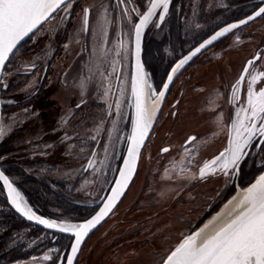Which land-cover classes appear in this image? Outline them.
Segmentation results:
<instances>
[{
  "label": "flooded vegetation",
  "instance_id": "af4514ba",
  "mask_svg": "<svg viewBox=\"0 0 264 264\" xmlns=\"http://www.w3.org/2000/svg\"><path fill=\"white\" fill-rule=\"evenodd\" d=\"M69 1L61 4L49 16V19L45 21L46 24L39 32L29 38L27 37V40L13 51L3 67L4 71L10 66H18L13 80L10 81L3 92L5 97H10L11 99L5 106L15 108V110L27 107V114L25 115V123L19 125L23 127L21 129L25 133L19 130H17V133L14 132V139L16 140L14 146L17 147L14 150L15 155H13L15 161L0 162V168L18 193L21 194L23 205L31 212L47 218L56 217V214H49V207L54 206L59 209L61 220L81 221L91 216L100 207L102 201L109 194L123 164L130 144L134 122V102H130L129 93L125 99L124 123L128 130V135L124 149L115 163L116 170L109 185L104 186L95 198H88L84 194L83 187L89 180L88 176H91L92 173L85 174L80 172L69 176L64 171L60 175L57 174L58 177L54 173L56 174L60 168L65 169L68 164L66 148L69 143L70 146L75 143L77 147L82 148V134H71L68 137V132L81 131L84 127L85 118H95L102 111V103L108 98L109 93L111 100L107 106V112H109V109L112 110V107L115 106V99L121 91L125 73H128L129 81H132L133 67L131 52L129 53V62L125 63L120 56L114 58L113 55H107L102 66L98 63L93 68H87L82 62L80 68L81 78L85 75V82L91 80L92 84L97 85L95 93L87 99L88 101L85 104L81 101V93L73 96L71 105L75 106L71 110H68L67 104H59L52 100L53 86L65 85L63 74L68 55L66 53L62 54V51L64 52L63 45L66 42L64 40H67L68 37L69 23L58 36L54 52L49 53L50 55L45 58L46 53L42 50L41 53L44 54H41V56L43 55L44 61H41L42 58L36 59L35 54L38 53L37 50L43 48V44L48 41L51 33L52 38L56 35L57 30L53 32V27H50L49 24ZM71 1L74 2L76 7V4L78 6L84 0ZM109 1L115 10L116 16H118L120 24L123 25L122 21H127L128 33L126 32V36L128 34L133 38L136 22L152 0ZM220 1L223 4L221 3L215 12L211 13L209 10L212 8L208 7L207 0H171L168 6L161 5L148 22L143 35L141 56L149 95L151 98L160 97L161 104L141 148L133 178L117 204L96 227L103 225L105 221L113 219L120 214L121 205L136 190L135 187L138 185L139 170L144 154L151 148L157 129L167 120L176 121L181 118L183 106L197 109L198 113L204 116L205 130L198 132L196 129L192 130L191 128L181 140H177L174 143L172 138L169 137L171 129L167 128L166 141L159 146L155 154L151 153V158H149L152 170L157 172L153 173L152 171L147 175L143 189L148 188V185L154 188L164 185L169 188L168 193L172 201H170V207L180 204L185 199L197 206L199 219L206 216L207 180L210 177H207V169L204 170L205 172L202 175L201 168L207 165V159L214 155L217 148H221L222 142H227L228 146H231L233 131L235 130L233 116L239 126L242 123L241 108L244 103L246 102L248 106L250 95L252 96L254 92L258 93L260 88L264 89V76L260 75L262 74L260 72L264 70V47L259 49V37L264 36V29H260L259 26H253L257 21L264 20V12H261V9H264V0ZM162 10H164V19H166L167 25L163 34L157 36L153 29V23L158 19ZM82 11L83 26L85 32H87L90 27L92 8L90 5L83 3ZM115 14L112 16L111 21H115ZM211 16L218 18L214 24L210 23ZM237 21H243V23L235 24V27H232L233 29L217 37L198 52L190 55L187 62L181 64V59L191 53L201 42L215 34L223 26H232ZM221 25L223 26L220 27ZM123 31L121 28L118 30L116 49L119 54L125 50ZM189 36H192V38H189ZM107 47H104L105 50ZM113 47L112 45L108 48L110 52L114 51ZM102 48L103 45L101 44V54L104 49ZM252 48L253 50H251ZM235 50L241 51L243 56L234 67L227 60L230 71L224 68L222 62H220L222 65L218 64L219 62L215 64L219 69H216V67L211 69V64L216 59H227ZM25 57H28L29 61L22 63L21 59ZM211 72L214 73L213 76ZM170 77L171 79H169ZM217 101L220 103H217ZM211 105H218L215 114H221L220 118H222L221 121L223 122L221 126L211 124ZM235 111L237 115H233ZM239 112L241 115H239ZM257 119L256 117L255 121ZM207 123L211 125L208 126V129ZM19 133H23L25 136L27 133L28 136L25 139V136L19 135ZM242 141L240 143H243ZM44 143L47 153L45 156L39 157L35 148L37 145ZM92 143L94 146L93 150L96 151L100 140ZM2 149L1 144V156L5 154ZM27 149H30L28 155L25 154ZM165 149L167 151H164ZM94 151L83 165V168L87 171L92 167ZM185 153L187 156L182 157ZM21 166L28 167V169L24 170L25 173L21 171ZM44 166L45 169L43 168ZM167 166L181 167L183 175L179 172L164 174V168ZM29 167L32 168V172H29ZM37 169L46 171V173H38L36 172ZM233 169L232 184L237 188L246 186L264 170V129H262V126L252 132L243 143ZM216 173L221 174L222 172ZM17 174H19V178L16 177ZM45 174L48 177H45ZM217 174L214 175L216 176ZM180 177L184 178L179 179L180 182H176ZM0 185V204L5 206L0 208V222L3 223L4 215L6 218L10 216L15 218L14 214L9 212V208L14 211L15 209L8 202L5 187L1 180ZM152 191L154 192V190ZM170 191L174 192L173 195L170 194ZM46 193L51 194V197L47 198L45 196ZM28 205L32 208L30 209ZM15 213L18 214L16 211ZM23 219L26 220L24 223L31 225L42 233L44 237L42 241L48 240V242L61 246L63 252L61 264H66L74 236L43 227L25 218ZM119 220L125 222L126 219L120 217ZM33 234L38 235V233ZM88 236L83 240L73 264H78L82 248ZM36 239L37 241H34L32 249L30 248L28 252H25L21 241L13 242L12 245L7 246L8 242L4 243L2 239L0 241V263L2 262L3 264L5 261L15 259H25L32 255L31 253L36 255L38 253L37 249H40L37 246L40 243V239Z\"/></svg>",
  "mask_w": 264,
  "mask_h": 264
},
{
  "label": "rangeland",
  "instance_id": "374dc122",
  "mask_svg": "<svg viewBox=\"0 0 264 264\" xmlns=\"http://www.w3.org/2000/svg\"><path fill=\"white\" fill-rule=\"evenodd\" d=\"M170 1L171 0H169V3ZM83 3L90 5L92 8L90 27L87 32H85L83 26ZM221 3L222 2L220 0H207V5H209L208 7L212 8L209 10V12H215L216 8H218ZM82 4L78 6L76 4L75 7L74 2L70 0L68 4L58 12L56 18H54V20L49 24L50 27H53V32H56L57 30L56 35H54V38H52L51 33L48 41L43 44V48L37 50L38 53L35 54L36 59L42 58L41 61H44V57L47 58V56L54 52L58 36H60L62 29L65 28V26L69 23V31L67 33L68 37L67 40H64L66 42L63 45L64 52L62 51V54L66 53L68 55H66L67 60L63 74L65 85H54L52 89V100L59 104H67L68 110L74 109L75 105H71V98L73 96H77L81 93V101L85 104L88 101L87 99L96 91V84H92L90 82L91 80L89 82H85L86 80L84 78V74H82L84 76L81 78L80 68L82 62L87 68H93L94 65L98 63H100L102 66L106 60V56L113 55L114 58H118L120 56L121 60H123L125 63L127 61L129 62V53H132V37L128 34L126 36L128 29L127 21L124 20L122 21L123 25L120 24L118 21V16H116L115 10L113 9L110 1L84 0ZM168 4H165V7L168 6ZM163 11L164 10H162V12ZM162 12L158 16V19H156L153 23V29L157 36H161L163 34L167 25L166 19H164L165 13ZM114 14L115 21H111ZM48 19L49 17L46 20ZM216 19L218 18L211 16L210 23L214 24ZM45 21L42 22L27 37L29 38L39 32L46 24ZM222 26L223 25L220 27ZM253 26H259L260 29H264V20L257 21ZM120 28L124 30L123 38L125 41V50L121 54H119L118 50L116 49V44L118 43V30ZM27 37L19 45L23 44L24 41L27 40ZM189 38H192V36H189ZM259 38V49H262L264 47V36H260ZM101 44L103 45V48L105 46L111 47L113 45L114 51L110 52L108 49L110 47H107L106 50L105 48H102L103 51L101 54ZM42 50H44V53H46L44 57L43 55L41 56V54H44L41 53ZM251 50H253V48ZM242 56L243 53L241 51L235 50L232 55L228 56L227 59H216V61L211 64V69H213V67L219 69L217 65H215L216 62H219L218 64L222 65L223 63L224 68L230 71L227 60H229V62H231V66L234 67L240 62ZM27 58L28 57L22 58V63L28 62L29 60ZM58 61L60 60L58 59ZM13 66H10V68L2 71L0 82L2 101L0 145L2 144V150L5 152L3 156L0 155V162H6L7 160L15 161L13 155H15L14 150L17 147L14 146V142L16 141L14 139V132L17 133V130H19L25 133L21 129L23 127L19 125L25 123L27 107H22L16 110L15 108L7 107L5 105H7L11 99L10 97H5V95H3L5 88L8 86L10 81L13 80L14 74L17 73L18 66ZM260 73H262L260 75L264 76V70ZM211 75L213 76L214 73L211 72ZM212 81H214V79H212ZM261 91H264V89L260 88L258 93L254 92V94L251 96L252 100H257ZM128 93L130 102L133 103L134 99L132 94V81H129L128 73H125L124 80L121 85V91L115 99V106L112 107L113 109H109V112H107V106L111 100L109 93L108 98L104 103H102V111L99 112L95 118H85L84 127L81 131L74 130L73 132H68V137L71 134L76 135L81 133L83 136V145L82 148H80L77 147L75 143L73 146H70L69 143L68 147L66 148L68 164L65 166V169H58L57 173H54V175H60L64 171L69 176H71V174L74 175L80 172H84L85 174L92 173L91 176H88L89 180L83 187L84 194L88 196V198H95L97 194L102 191L104 186L109 185L114 176L116 170L115 163L118 161L120 154L124 149L125 140L128 135V130L124 125L125 99L127 98ZM217 103L220 102L217 101ZM217 109L218 105H211V124L221 126L223 124L221 121L222 118H220L221 114H215V110ZM241 109L242 123H240L239 126L238 123H236L235 117L233 116L235 121V130L233 131L231 146L229 147L227 142H222L220 145L221 148H217L214 155L207 159V167L203 166V168H201L204 170L207 169V177H210V179L207 180L206 216H204L202 219H199V212L196 208L197 206H194L195 204H191V202L185 199L180 204H175L174 206L170 207L169 204H171V198L168 193L169 188L165 187L164 185L158 186V188L157 186L154 188L148 185V188L143 189L147 175L152 171L153 173L157 172L156 170H152V165L149 162V158H151V153L155 154L158 151L159 146L164 141H166L167 128L171 129V134L169 137L172 138L174 143L177 140H181L191 128L192 130L196 129L198 132L205 130L203 123L205 120L204 116H201L197 109H191V107L183 106L181 109V118H178L176 121L167 120L166 122L162 123L159 129H157V134L153 139L151 148L146 154H144V159L139 170L138 185L135 187L136 190L131 193L132 196L121 205L119 209L120 214L117 217L105 221L103 225L92 229L88 233L89 236L87 235L88 238L84 244V247L82 248V254L78 264H160L167 254L180 241L186 238L197 227H199L209 217H211V215L218 211V209H220L237 190V187H234L232 184L234 173L233 165L237 159H233L232 150L237 145H239V153L243 143L247 140L250 134L256 131L258 127L264 126V112H258L257 115L253 116L252 106L250 103L247 106L246 102ZM235 114L236 111L233 115ZM239 115H241L240 112ZM256 117L258 119L255 121ZM193 120H195V122H193ZM209 125L210 124L207 123V129ZM23 133H19V135L25 136ZM26 136H28L27 133ZM98 140H100L99 147L96 149V151H94L92 142H97ZM241 141L243 143H240ZM29 150L30 149L26 150V155L29 154ZM35 151L38 153L37 155L39 157L45 156L47 153L45 143L37 145ZM93 151L94 156L91 164L92 167L87 171L85 168H83V165L85 160L91 153H93ZM221 153H223L222 157ZM185 155L186 153L183 154L182 157H185ZM217 157H220V159L217 160ZM43 168L45 169V166ZM177 168L167 166L164 168L165 171H163V173L170 174L172 172H179L183 175V170L180 169L181 167ZM26 169H28V167L21 166L22 172H24ZM32 171V168L29 167V172ZM36 172L46 173V171L38 169ZM216 172L222 173L217 174ZM214 174L217 175L215 176ZM18 175L19 174H17L16 177L19 178ZM45 177H48V175L45 174ZM256 177L257 176H255V178ZM183 178L184 177L178 178V181L176 182H180L179 179ZM152 190H154V192ZM173 193V191H170L171 195H173ZM45 196L50 198L51 194L46 193ZM19 199L21 201V194H19ZM1 206L5 207L3 204H0V208H2ZM28 207H30V209L32 208L30 205H28ZM49 209V214H56V217L45 218L50 219L55 224L63 225L65 228L71 230L74 228L76 222H78L77 220L69 219L61 220L59 216L61 213L58 208L51 206ZM3 210H5V208H3ZM120 217H124L126 219L125 222H121L119 220ZM7 219L8 218H6L4 215L3 223L0 222V241L3 239L4 243L8 242L7 246L12 245L13 242L16 243L21 241V243L24 245L25 252H28L33 246L34 241H37L36 238H38L40 239V243H38L37 246L40 249H37L38 253H36V255L31 253L32 255H30L28 258L18 260L15 259L11 261L9 260L7 262L5 261L3 264L62 263L63 252L60 245L48 242V240L42 241L44 239L42 233L38 232L36 228H33L31 225H27L24 222H19L16 219H13L14 222L13 220L8 221ZM33 233H38V235ZM3 234L5 235L4 237ZM0 264H2V262Z\"/></svg>",
  "mask_w": 264,
  "mask_h": 264
},
{
  "label": "snow or ice",
  "instance_id": "6c2138e0",
  "mask_svg": "<svg viewBox=\"0 0 264 264\" xmlns=\"http://www.w3.org/2000/svg\"><path fill=\"white\" fill-rule=\"evenodd\" d=\"M60 2L61 0H0V63L6 59L7 53L15 47L16 43L32 31ZM261 12H264V9H261ZM147 18L145 17V20ZM231 27H235V25ZM224 31H228V29ZM222 34L223 32L217 33V36ZM212 39H216V37ZM189 58L186 57L181 64ZM249 103L252 106L253 116L258 112H264V91H261L259 98L255 101L250 95ZM137 110V135L142 140L146 127V111L139 103V93ZM239 147L237 145L232 150L234 160L237 158ZM222 156L223 153H221ZM219 159L220 157H217V160ZM203 173L204 169H201V174L203 175ZM126 179L127 177H125ZM110 207L111 204L106 205L105 209H102L101 213L94 218V221L102 218ZM238 207H242V211L213 235L206 238L203 243H197L199 233L186 237L168 256L165 264H264V176H261L255 184L246 190ZM41 222L44 223V221ZM92 225L93 221H89L81 226L82 231L76 234L78 240L82 233H86ZM49 226L54 225L50 224ZM75 250L74 248L73 252ZM69 264H71V258H69Z\"/></svg>",
  "mask_w": 264,
  "mask_h": 264
},
{
  "label": "water",
  "instance_id": "95a60500",
  "mask_svg": "<svg viewBox=\"0 0 264 264\" xmlns=\"http://www.w3.org/2000/svg\"><path fill=\"white\" fill-rule=\"evenodd\" d=\"M66 1L67 0H61V2L56 7H54L47 14V16L44 19H42L36 25L35 28H37L42 22H44L61 4H63ZM168 3H169V0H152L150 5L148 6V8L144 11V13L139 17L138 21L136 22L135 29H134V35H133V38H132V67H133V72H132V94H133V99H134V122H133L132 136H131L130 144H129L128 150L126 152L123 164L121 166V169H120V171L118 173V176H117V178H116V180H115V182H114L109 194L102 201L100 207L91 216H89L88 218H86L84 220L76 222L74 228L69 230V229L65 228L63 225L55 224L50 219H47V218H45V217H43V216H41V215H39V214H37L35 212H31L30 211L32 216H29V215L21 212L15 206H13L11 204V202H10L9 194L7 192L6 186H5L4 181H3V176H6V175L2 172V170L0 168V180L2 181V183H3L4 187H5V191H6V195H7V198H8V202L15 209V211L19 215H21L23 218H25V219H27L29 221L37 223V224H39V225H41L43 227L51 228L53 230H56V231H59V232H63V233H70L71 235L74 236V240H73V243H72V245L70 247L66 264H69V258H71V264L74 263L75 257L77 255V253L79 251V248H80L83 240L85 239V237L88 235V233L92 229H94L99 223H101V221L110 213V211L113 209V207L117 204L119 199L124 194L125 190L127 189V186L129 185V183H130V181L133 178V175L135 173V170H136V167H137V164H138V160H139V155H140L141 148H142V146H143V144L145 142V139H146L147 134H148V132L150 130V127H151V125L153 124V121H154V119L149 121L148 120L149 118H147V116H145V120H146L145 132H144L142 140H140L138 135H137L138 93H139V103L144 108V101H145V86H144V84L146 82L145 70H144V65H143L142 56H141V54H142V44H143V35H144V31H145V28H146L148 22L150 21V19L152 18V16L156 12V10L161 5H165V4H168ZM154 5H155V7H154ZM150 10H151V14L149 15ZM145 17H148V18L145 20ZM241 22L242 21H237L233 25L240 24ZM35 28H33L32 31ZM138 28H139V32H138ZM221 30L217 31L215 34H213L212 36L208 37L203 42H201L198 46H196V48L194 50L191 51V53H189L187 56L182 58L181 61H185L186 57H189L190 55L194 54L195 52H198L197 49L201 50L204 46L208 45L209 44L208 41H210V43H211L214 40L212 38L213 37L217 38V33H221ZM32 31H30L27 35L23 36L16 43L15 47H13V49L10 52L7 53L6 59H4L2 63H0V82H1V75H2V71H3V67H4L7 59L9 58L11 53L14 51V49ZM201 45H203V47H201ZM1 118H2V101H1V87H0V124H1ZM130 152H131V155H130ZM262 173H263L262 176H264V171ZM125 177H127L126 180H125ZM256 178L253 181H251L249 184H252V183L255 184L257 182V180L259 179V178L258 179H256ZM244 195L239 200V202H238V204L236 206L238 209H242V207H238V205L240 204V201L243 199ZM231 197H233V196H231ZM228 201H226V203ZM109 204H111V207L106 212V214H104L102 216V218H100L98 221H94V218L97 217L98 214L101 213V210L105 209L106 205H109ZM224 205L220 209H218V211H216L213 215H211V217H209L203 224H201L199 227H197L187 237L195 236L196 233L200 234L206 228V226L208 225V221L220 214V212H221L222 208L224 207ZM41 221H44V223H42ZM89 221H93V225L87 229L86 233H82V235L80 236V238L78 240L77 235H76L77 232H81L82 231L81 230V226L87 224V222H89ZM50 224H52L54 226L50 227L49 226ZM65 229H67V230H65ZM182 241H180L179 243H181ZM198 241H199V236L197 237V243H198ZM177 245L167 254V256L163 259V261L160 264H165L168 256L175 250ZM74 248L76 249L75 252H73Z\"/></svg>",
  "mask_w": 264,
  "mask_h": 264
},
{
  "label": "bare ground",
  "instance_id": "6f19581e",
  "mask_svg": "<svg viewBox=\"0 0 264 264\" xmlns=\"http://www.w3.org/2000/svg\"><path fill=\"white\" fill-rule=\"evenodd\" d=\"M225 29H228V31H229L233 28L230 26L223 27V29L221 30V32H223V34L227 32V31H224ZM220 36L221 35H219L218 37H220ZM145 84H144V86H145L144 109L146 111L147 118H149L148 120L151 121V120L155 119V117L157 116V113L159 111V107L161 104V98L160 97L151 98L149 95L147 83L145 82ZM262 172H260L257 175L256 179H258L260 176H262V174H263ZM3 181H4V184L6 186L7 192L9 194L11 204L13 206H15L21 212H23L29 216H32L30 210H28L23 205V203L20 201L19 193L16 190V188L13 186V184L11 183L9 178L7 176H3ZM252 184H247L244 187L239 186L237 188L236 192L233 194V197H231L229 199V201L222 208L220 214L208 221L207 227L199 235L198 243L204 242V240L206 238L213 235L217 230H219V228L223 227L226 223H228L232 218H234L242 210V209H238L236 206H237L239 200L242 198V196L246 193V190L248 188H250L252 186Z\"/></svg>",
  "mask_w": 264,
  "mask_h": 264
},
{
  "label": "trees",
  "instance_id": "16d2710c",
  "mask_svg": "<svg viewBox=\"0 0 264 264\" xmlns=\"http://www.w3.org/2000/svg\"><path fill=\"white\" fill-rule=\"evenodd\" d=\"M0 188H1V185H0ZM9 212L14 214L15 218H13L12 216L8 217V221H11V220H18L19 222H26V220H24L21 216H19L18 214L15 213V211L12 209V208H9ZM13 220V222H14Z\"/></svg>",
  "mask_w": 264,
  "mask_h": 264
}]
</instances>
